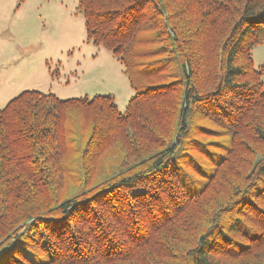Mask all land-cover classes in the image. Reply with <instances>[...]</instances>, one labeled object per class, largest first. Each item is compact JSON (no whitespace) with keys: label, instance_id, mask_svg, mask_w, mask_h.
Returning <instances> with one entry per match:
<instances>
[{"label":"trees","instance_id":"1","mask_svg":"<svg viewBox=\"0 0 264 264\" xmlns=\"http://www.w3.org/2000/svg\"><path fill=\"white\" fill-rule=\"evenodd\" d=\"M77 7L140 88L0 107V264H264V0Z\"/></svg>","mask_w":264,"mask_h":264},{"label":"rangeland","instance_id":"2","mask_svg":"<svg viewBox=\"0 0 264 264\" xmlns=\"http://www.w3.org/2000/svg\"><path fill=\"white\" fill-rule=\"evenodd\" d=\"M7 2L0 1V19H15L8 28L12 32L8 35L15 38L10 43L2 40L8 35L0 39V104L32 88L62 99L112 94L118 108L124 109L140 88L138 77L133 75L134 88L129 83L131 71L125 72V65L110 50L86 41L78 0H14L10 6ZM252 58L255 65H264V42L252 48ZM143 73L145 84L166 80L159 76L156 65L145 67ZM261 80L264 91V70ZM77 147V142L67 145V159L75 158ZM25 240L24 235L19 237L20 242Z\"/></svg>","mask_w":264,"mask_h":264},{"label":"crops","instance_id":"3","mask_svg":"<svg viewBox=\"0 0 264 264\" xmlns=\"http://www.w3.org/2000/svg\"><path fill=\"white\" fill-rule=\"evenodd\" d=\"M1 1V0H0ZM14 0H8V2L6 3L8 6H10L11 4H13ZM19 6V5H18ZM16 8H18L16 6ZM15 23V19H11V17L7 16L4 20L0 19V39L1 37L8 35V34H12V32L8 31V28L10 26H13ZM9 36V35H8ZM15 38L14 35L9 36L7 38H3L2 40L6 39L7 43H10L11 41H13V39ZM9 98H11V96L5 98L2 103L0 104V106L4 105Z\"/></svg>","mask_w":264,"mask_h":264}]
</instances>
